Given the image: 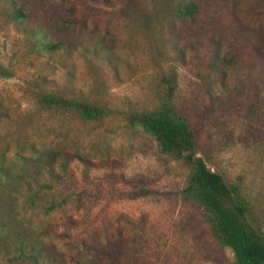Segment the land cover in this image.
Returning <instances> with one entry per match:
<instances>
[{
  "label": "rangeland",
  "instance_id": "rangeland-1",
  "mask_svg": "<svg viewBox=\"0 0 264 264\" xmlns=\"http://www.w3.org/2000/svg\"><path fill=\"white\" fill-rule=\"evenodd\" d=\"M190 2L194 20L178 12ZM16 8L27 18L14 20ZM37 32L61 47L39 49ZM259 47L264 0H0V163L23 175L16 193L0 183V264H32L18 256L33 248L55 264H229L208 222L182 200L183 161L128 126V113L158 107L169 86L197 156L240 187L264 235ZM41 92L110 113L85 121L44 110ZM46 149L60 153L53 176L31 161ZM134 186L149 194L129 198ZM82 243L95 245L93 258Z\"/></svg>",
  "mask_w": 264,
  "mask_h": 264
},
{
  "label": "trees",
  "instance_id": "trees-1",
  "mask_svg": "<svg viewBox=\"0 0 264 264\" xmlns=\"http://www.w3.org/2000/svg\"><path fill=\"white\" fill-rule=\"evenodd\" d=\"M197 9V6L190 2L179 7L178 12L194 20ZM12 16L16 21L27 18L22 8H16ZM37 34L41 35L39 49L55 51L61 47V43L46 39L42 33L37 32ZM259 48L258 51L264 57V51H261L263 48ZM216 61L219 64L229 62L225 57L219 56H216ZM173 90V87L169 86L165 98L158 107L149 111L128 113L129 128L141 135L155 151L183 161L189 174L182 191V200L199 211L208 222L210 233L227 253L229 264H264V235L251 222L253 215L251 203L243 195L239 186L228 185L221 174L209 169L204 160L197 156L196 134L190 125L188 115L172 102ZM38 102L44 110L74 113L85 121H100L110 113L99 103L65 99L44 92L39 93ZM32 155L31 161L37 165V169L44 170L46 174L53 176V163L59 158L60 153L53 149H46L34 150ZM20 160L26 159L20 156ZM22 176H14L3 166V163H0L2 187L14 185L11 191L16 193L19 190L16 182L22 180ZM132 188L127 193L129 198H140L149 194L146 188L135 186ZM9 196L12 195L9 194ZM54 208L55 206L51 204L48 210ZM80 248L89 254L88 257L97 250L95 245L85 243H82ZM18 258H26L32 264H55L50 260L46 263L39 261L43 256L41 251H36L34 248L27 253L21 249ZM102 259L105 258L102 257ZM76 264L107 263L93 262L91 259L90 261L77 260Z\"/></svg>",
  "mask_w": 264,
  "mask_h": 264
}]
</instances>
